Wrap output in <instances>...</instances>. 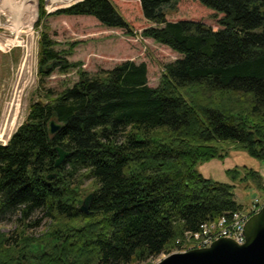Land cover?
I'll return each instance as SVG.
<instances>
[{
    "label": "trees",
    "instance_id": "16d2710c",
    "mask_svg": "<svg viewBox=\"0 0 264 264\" xmlns=\"http://www.w3.org/2000/svg\"><path fill=\"white\" fill-rule=\"evenodd\" d=\"M182 3L186 16L169 18ZM38 5L37 20L45 14ZM131 11L149 22L140 36L180 54L163 65L157 86L144 61L90 73L40 34L39 63L77 67L78 79L57 93L45 89L0 143V220L42 211L59 224L38 236L0 231V264L145 262L172 252L185 231L243 207L234 185L196 166L224 156L219 142L264 160V0H81L51 13L93 16L135 35ZM51 119L61 124L52 135ZM56 145L69 151L58 168ZM244 174L261 187L258 171ZM80 176L94 182L87 212Z\"/></svg>",
    "mask_w": 264,
    "mask_h": 264
},
{
    "label": "rangeland",
    "instance_id": "374dc122",
    "mask_svg": "<svg viewBox=\"0 0 264 264\" xmlns=\"http://www.w3.org/2000/svg\"><path fill=\"white\" fill-rule=\"evenodd\" d=\"M22 1L0 0V143H6L24 120L29 105L37 100L45 89L57 93L71 86L78 79L77 67L62 71L56 63L51 61L45 64L39 63L38 50L42 31L55 41L53 48L58 51L60 57L68 62L79 63V67L90 73L100 68H110L128 59L135 62L144 61L147 65L148 83L151 86L159 84L163 65L180 56L168 46L152 38L140 36V31L149 25V22L137 11L136 13L134 11L125 12L126 18L137 32L135 35H130L121 28L102 25L93 16L51 13L57 8L69 6H63L65 3L52 4L54 9L48 12L45 5L50 4V0H43L45 14L37 20L39 0H27L25 4ZM27 5L35 7L34 21L32 20L30 28L19 32L18 41H15V30L11 27V20L16 15H26ZM133 7H135L134 4L131 8ZM186 7V4L182 3L179 13L178 11L169 12V18L176 19L177 16H186ZM204 18L206 22L217 25L215 18L209 13H206ZM50 63L53 64L47 69ZM40 67L41 70H39ZM218 146L224 156L200 161L196 169L204 177L234 185L237 202L246 208L252 199L262 194L264 160L250 156L234 143L219 142ZM247 169H254L261 174L260 188L253 186L252 179L241 180ZM233 170L236 172H232ZM77 183L83 201L89 193L93 192L94 182L91 178L80 176ZM18 218L19 215L15 214L3 217L0 220V231L11 233L23 230L28 236H38L59 224L58 220L43 217L42 211L35 212L23 221H18ZM38 220L40 223L36 224ZM189 243L191 242L182 239L177 244L187 249ZM177 244L175 240L172 252L179 250ZM165 255L163 253L135 264H154Z\"/></svg>",
    "mask_w": 264,
    "mask_h": 264
},
{
    "label": "water",
    "instance_id": "95a60500",
    "mask_svg": "<svg viewBox=\"0 0 264 264\" xmlns=\"http://www.w3.org/2000/svg\"><path fill=\"white\" fill-rule=\"evenodd\" d=\"M51 62L56 63L57 60ZM53 63L48 64L47 69ZM60 126L59 122L51 119L48 122V132L52 135ZM54 149L57 153L54 167L58 168L68 157L69 151L60 145H56ZM55 175L56 172H52L47 178H53ZM92 197L91 192L83 199L80 205L82 211H88ZM243 232L245 237L243 243L221 236L208 246L170 252L154 264H264V204L247 218Z\"/></svg>",
    "mask_w": 264,
    "mask_h": 264
},
{
    "label": "built area",
    "instance_id": "2783aa9c",
    "mask_svg": "<svg viewBox=\"0 0 264 264\" xmlns=\"http://www.w3.org/2000/svg\"><path fill=\"white\" fill-rule=\"evenodd\" d=\"M81 0H50V4H46L45 8L49 12L54 9L52 4H63V6L74 4ZM56 5V6H57ZM264 204V179L262 184V194L252 199L249 205L232 212L223 213L216 219L207 220L200 224L196 230L185 231L183 235L176 239V244L181 242L182 239L187 240L189 248L208 246L213 240L224 236L234 239L237 243H243L244 237V223L247 218ZM179 250L185 251L183 246L177 244Z\"/></svg>",
    "mask_w": 264,
    "mask_h": 264
},
{
    "label": "bare ground",
    "instance_id": "6f19581e",
    "mask_svg": "<svg viewBox=\"0 0 264 264\" xmlns=\"http://www.w3.org/2000/svg\"><path fill=\"white\" fill-rule=\"evenodd\" d=\"M25 1H27V0H23L22 1V3H24ZM3 3H5V2H3ZM21 3V4H22ZM25 4V3H24ZM28 4V3H27ZM18 5H19V2H18ZM16 6H17V4H16ZM13 8H14V6H12ZM19 7V6H18ZM20 7H21V5H20ZM19 7V8H20ZM23 7V6H22ZM18 8V9H19ZM26 8H28V12H26V15H21L20 13V16L19 15H16V17L13 19V20H11L10 18V20H11V27H13L14 28V30H15V37H14V40L15 41H18L17 40V37L19 36V32H22L25 28L26 29H28V28H30V25H31V22H32V20H33V18H34V16H35V7H34V5L33 6H29L28 7V5H27V7ZM17 9V8H16ZM15 10V9H14ZM19 11H20V9H19ZM22 13H23V11H22ZM12 14H14V12H12ZM9 17H10V14H9ZM34 21V20H33ZM33 23V22H32ZM31 30V29H30ZM29 33V32H28ZM15 43V42H14Z\"/></svg>",
    "mask_w": 264,
    "mask_h": 264
},
{
    "label": "crops",
    "instance_id": "0c3cea01",
    "mask_svg": "<svg viewBox=\"0 0 264 264\" xmlns=\"http://www.w3.org/2000/svg\"><path fill=\"white\" fill-rule=\"evenodd\" d=\"M120 63V62H119Z\"/></svg>",
    "mask_w": 264,
    "mask_h": 264
}]
</instances>
